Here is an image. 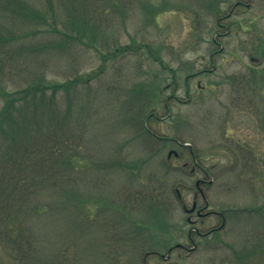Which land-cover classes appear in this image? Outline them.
<instances>
[{"label": "rangeland", "instance_id": "rangeland-1", "mask_svg": "<svg viewBox=\"0 0 264 264\" xmlns=\"http://www.w3.org/2000/svg\"><path fill=\"white\" fill-rule=\"evenodd\" d=\"M17 1L0 86H62L0 135V264H264V0Z\"/></svg>", "mask_w": 264, "mask_h": 264}, {"label": "trees", "instance_id": "trees-1", "mask_svg": "<svg viewBox=\"0 0 264 264\" xmlns=\"http://www.w3.org/2000/svg\"><path fill=\"white\" fill-rule=\"evenodd\" d=\"M9 2H10V11L12 13H14L16 7H20L21 13L23 11L24 15L26 14L29 15L33 13V11L30 10L28 7H25V5L21 3V1L18 2L17 0H9ZM17 12L19 13V11ZM9 40H11V38L6 37L4 35V31H2L0 28V44H4L5 42ZM2 67H3V63H0V69ZM61 86L62 85L55 83V82L53 83L50 81H43V79L39 81L38 83L27 85L21 88H17L16 93L15 91L14 92L6 91L4 87L0 86V94L4 97V104L0 108V135L6 138L9 136V133L11 131H14V132L18 131V128L15 129L16 127L15 125L17 122H16V118L14 117V113L20 110L19 103H22L24 101L28 103L29 101L36 100L35 98L36 96H45V92L47 89L51 90V96L49 100L52 103V99H51L52 96L54 97V93H56L57 90L60 89ZM14 139H15V136L14 134H12V140ZM50 147H51L50 145L47 147V143L45 142V139L43 138L42 139L43 152L46 149L51 151L52 149ZM51 159L53 158L47 154H44L43 158L40 159V162L44 163L46 173H48V168H51L53 165V163L50 162ZM6 192L7 194L5 195V200L1 198L0 202L5 201L4 203H7L6 202L7 199L11 197L9 191H6Z\"/></svg>", "mask_w": 264, "mask_h": 264}, {"label": "flooded vegetation", "instance_id": "flooded-vegetation-1", "mask_svg": "<svg viewBox=\"0 0 264 264\" xmlns=\"http://www.w3.org/2000/svg\"><path fill=\"white\" fill-rule=\"evenodd\" d=\"M240 7V6H246V7H249L250 6V4L249 3H243L241 0H235V3H234V5H233V7L232 8H230V10H229V12H231L230 14H233V12H234V9L236 8V7ZM229 12L227 13V15L229 14ZM226 16V15H225ZM225 16H223V17H225ZM223 17H221V18H223ZM221 18H219L218 19V25H219V27H225V28H227V26L226 25H222L221 23L222 22H220V20H221ZM203 172H205L204 170H202ZM206 173V172H205ZM205 183V181L203 180V179H201V180H199L198 181V183H197V189H198V191H199V193H200V195H201V197L202 198H204V193H203V190H202V184H204ZM199 186V187H198ZM195 196H197V194L195 195ZM195 202V206H193V211L195 210L196 211V214L198 215V216H200V217H203V216H205V215H207V214H219L222 218H223V214H221V213H218V212H214L213 210H207V208L209 207V205H208V202L206 201L205 202V204H204V206L203 207H201V206H198L197 204H196V201H193V203ZM209 209V208H208ZM217 228H219V226L217 227ZM216 228V229H217ZM195 229H196V232H197V234H199V235H204V234H207V233H209V232H211L212 230H214L215 228H212V229H209V230H207V231H205V232H199V230L200 229H198L197 227H195ZM190 239L192 240V238L190 237Z\"/></svg>", "mask_w": 264, "mask_h": 264}]
</instances>
